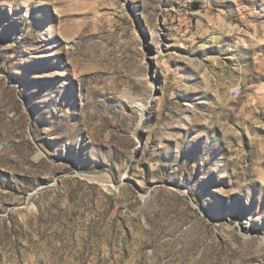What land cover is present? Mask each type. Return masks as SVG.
Here are the masks:
<instances>
[{
    "label": "rangeland",
    "instance_id": "1",
    "mask_svg": "<svg viewBox=\"0 0 264 264\" xmlns=\"http://www.w3.org/2000/svg\"><path fill=\"white\" fill-rule=\"evenodd\" d=\"M0 264H264V0H0Z\"/></svg>",
    "mask_w": 264,
    "mask_h": 264
},
{
    "label": "built area",
    "instance_id": "2",
    "mask_svg": "<svg viewBox=\"0 0 264 264\" xmlns=\"http://www.w3.org/2000/svg\"><path fill=\"white\" fill-rule=\"evenodd\" d=\"M239 93H240V90H239V92L237 94H239Z\"/></svg>",
    "mask_w": 264,
    "mask_h": 264
}]
</instances>
